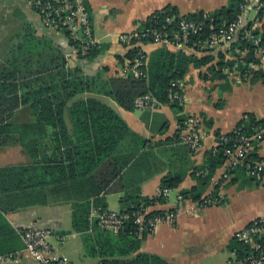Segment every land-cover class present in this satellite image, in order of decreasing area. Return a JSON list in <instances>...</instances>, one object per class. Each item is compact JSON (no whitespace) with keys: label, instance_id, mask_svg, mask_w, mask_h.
<instances>
[{"label":"crops","instance_id":"crops-1","mask_svg":"<svg viewBox=\"0 0 264 264\" xmlns=\"http://www.w3.org/2000/svg\"><path fill=\"white\" fill-rule=\"evenodd\" d=\"M91 18L93 34L97 40L98 56L92 60L81 58L72 47L64 33L46 29L41 17L29 5L27 0H0V13L9 14V10L19 8L27 21L35 30L37 37L47 38L64 53L68 69H78L84 77L99 78L100 84L117 76L124 77V70L130 66L126 54L133 48H140L147 57V75L154 82L158 67L164 61L163 53L172 52L188 57L211 58L205 65H195L192 62L183 85V100L179 105L182 112L178 113L170 104L162 103L157 109L127 111L119 106L116 100L106 92L97 88L79 93L70 104L79 99H95L113 109L129 126L132 135L126 138L123 146L126 152H132L138 146L144 151L150 150L156 156L155 171L140 186L141 195L153 201L160 199L163 179L180 178L181 184L176 189H170L165 203L154 202L153 211L162 212L179 206V215L173 225H162L151 235L142 239L141 252L158 256L170 264H229L234 259L230 246L235 235L252 223L255 219L264 217V180H253L241 170L235 171L229 181L221 189L224 198L215 206L194 210L192 199L178 203L182 192L193 189L201 190V199L217 190L216 182L222 174L223 167L217 169L211 184L203 189L197 171L208 170L210 153L221 134H228L236 129L240 122L248 120L249 115L257 120H264V54H255L254 59L248 57L249 49L245 51L239 45V39L210 50L174 49L161 44L145 42L139 46H131L121 41V37L138 31L144 22L152 15L165 8H174L181 16L204 12L211 14L229 5L230 0H83ZM255 16L253 11L250 20ZM20 26V24H19ZM7 26L0 28V64L7 58L6 44ZM18 41V40H16ZM15 41V42H16ZM245 51V52H244ZM124 59V63L120 62ZM243 61V63L241 62ZM245 61V62H244ZM222 64V68L219 67ZM221 74L220 78L214 75ZM128 77V76H127ZM2 85V82H0ZM19 94L23 92V81H19ZM0 86V103L6 106L10 103L8 92ZM18 94V92H17ZM12 104V103H11ZM69 104V105H70ZM15 108L12 124L31 122L24 112L26 107L21 104ZM191 117L202 119L200 131L203 138L202 146L197 151L190 150L182 144L179 136L185 131L187 121ZM182 119V123L180 122ZM69 127L72 121L67 117ZM253 156L264 159V138L253 143ZM155 159V158H154ZM33 160L17 143L0 146V167H16L30 165ZM202 186V187H201ZM119 196V209H124L121 203L122 194L112 193L108 198ZM62 195L51 194L47 205H34L27 208L5 211L3 207L12 206L8 198L0 197L1 216L9 224L14 233L34 226H46L52 230L51 240L56 241L54 256L66 258L75 264V253L81 250L85 256L98 264L99 258L87 254L83 236L73 232L72 205L75 200ZM101 208L100 206H93ZM111 210V209H110ZM91 211V213H92ZM91 216V215H90ZM90 222L91 219L89 218ZM96 222H91L93 227ZM69 225V228H66ZM102 230H105L101 228ZM108 231V230H107ZM7 227L0 229L1 237H8ZM115 234V233H114ZM117 235V234H115ZM24 242V241H23ZM20 249L6 252L12 246H0V256L21 251ZM65 245L64 249L63 246ZM60 247V249H59ZM5 250V252H3ZM0 264H40L25 254L22 259Z\"/></svg>","mask_w":264,"mask_h":264},{"label":"trees","instance_id":"trees-1","mask_svg":"<svg viewBox=\"0 0 264 264\" xmlns=\"http://www.w3.org/2000/svg\"><path fill=\"white\" fill-rule=\"evenodd\" d=\"M242 3L243 0H230L227 7L211 14L200 12L187 17L195 20L214 19L216 29L223 21H234ZM10 12L9 17L17 19L20 26L12 36L18 41L10 45L6 60L0 64V86L8 92L10 101L6 106L0 103V146L19 144L33 163L0 167V197L12 201L9 202L12 206L3 209L14 211L47 205L50 192L67 199L73 198V232L83 236L87 254L99 258L98 264H170L158 256L141 252L142 239L136 236L132 224L117 235L102 230L96 224L91 226L89 218L92 207L108 209L104 197L109 194L121 193V203L128 211L141 201L150 205L157 201L165 203L166 199L160 197L152 201L141 195L140 186L155 171L157 158L150 150L143 151L140 146L132 152L125 151L123 144L133 134L128 124L113 109L95 99L70 102L79 93L98 87L99 92L108 93L127 111L136 110L135 100L139 96L151 94L180 113L182 107L179 102L171 104L168 101L171 88L173 92L177 91L171 84L185 78L192 62L197 66L205 65L211 58L197 60L182 52L168 51L163 53L164 61L158 67L154 82L148 75L136 77L130 74L128 77H113L100 84L99 78L84 77L78 69H68L61 49L49 39L37 37L19 8ZM165 13L179 15L176 9L165 8L152 15L141 28L150 26L153 16L164 19ZM3 18L6 24L8 19ZM238 44L249 48L247 60L254 59L253 44L241 39ZM139 49L133 48L126 54L130 65L138 56ZM98 52V49H93L90 55L81 58L92 60L98 56ZM119 60L124 63L123 58ZM219 67L222 68V64ZM214 76L220 78L221 74L216 72ZM19 81L24 83L22 94H19ZM15 103L17 107L20 104L26 107L24 112L31 122L11 123L17 112ZM67 117L72 121L71 127ZM247 119L241 121L239 126L244 125L248 132L252 125L264 123V120L259 121L252 115ZM224 160L222 152L216 155L210 153L209 173L200 177L203 189L211 184L217 169L223 167ZM180 184V178L168 177L163 179L161 187L176 189ZM182 195L187 200L197 201L201 199L202 192L195 188L182 192ZM3 227H7L9 232H6L8 237L0 235V246L11 244L6 252L20 249L23 240L21 242L19 235L1 216L0 209V229ZM230 250L236 252L238 260L248 253L247 246L237 238H234Z\"/></svg>","mask_w":264,"mask_h":264},{"label":"built area","instance_id":"built-area-1","mask_svg":"<svg viewBox=\"0 0 264 264\" xmlns=\"http://www.w3.org/2000/svg\"><path fill=\"white\" fill-rule=\"evenodd\" d=\"M27 2L41 17L44 27L64 33L80 56L87 57L97 48L90 14L83 0H27ZM253 11L255 16L250 20ZM213 22L214 19L195 20L187 16L165 13L164 19L153 16L150 26L124 35L121 41L131 46H139L148 41L174 49L210 50L241 39L253 44L255 54L257 52L264 54V0H243L240 13L234 21H223L216 29ZM244 49L247 51L249 48ZM130 74L136 77L147 76V57L141 49L132 65L124 70V77ZM171 85L176 87L177 91L173 92L171 88L168 101L171 104L175 101L181 103L184 97L183 85L179 81ZM161 104L151 94L139 96L135 100V108L138 110L157 109ZM186 123L185 131L179 136L180 141L190 150L197 151L203 143L200 131L202 119L191 117ZM245 129L244 125L238 126L232 132L218 136L211 152L213 155L222 152L225 157L222 174L216 182L219 189L194 202V210L220 203L224 198L221 189L237 170H243L250 179L264 180V159L253 158V143L264 138V123L252 125L250 132ZM208 173L209 170H202L197 171L196 175L201 177ZM169 192L170 189L161 188L159 196L166 197ZM185 200L183 195H179V205ZM153 206L141 201L138 205H132L129 211L95 208L90 219L91 222H96L101 228L115 234H119L132 224L136 236L143 239L162 225L175 224L179 215V206L162 212L153 211ZM20 235L24 241L23 250L0 256V263L20 260L27 254L40 264H72L66 258L54 256L55 249L49 242L53 234L49 227H29L20 231ZM235 238L247 246L248 253L243 259L238 260L236 252H233L234 259L229 261V264H264V217L255 219L251 225L239 231Z\"/></svg>","mask_w":264,"mask_h":264},{"label":"rangeland","instance_id":"rangeland-1","mask_svg":"<svg viewBox=\"0 0 264 264\" xmlns=\"http://www.w3.org/2000/svg\"><path fill=\"white\" fill-rule=\"evenodd\" d=\"M10 11L11 10H9V14H8V12L5 13V14L0 13V28L4 27V26H7V28H6L7 29L6 30L7 31V37H5L4 38L5 41H3V44H6L5 48H7V50L9 49L10 45L12 43H14V41L16 40V39L12 38V36L15 33L14 31L19 29L18 20L14 19L12 17L11 18L9 17V16H11V12ZM3 16H5L6 19H8L6 24H4L5 21H3V19H5V18H3ZM108 200H109V208L111 210H118L119 209V196L118 195H111L108 198ZM69 227L70 226L67 225L66 228H69ZM49 242H50V244L52 246H54L55 248H58V246L56 245V241L55 240H53V239L51 240L50 239ZM72 244H73V242H71L68 245V249L72 248L74 250V254H73L74 258H73V260H74L75 264H92L94 262V260H91V259L87 258L82 250H81L80 254L75 253L76 247L74 245H72ZM64 247H65V245L63 246V249H64ZM59 249H60V247H59Z\"/></svg>","mask_w":264,"mask_h":264}]
</instances>
